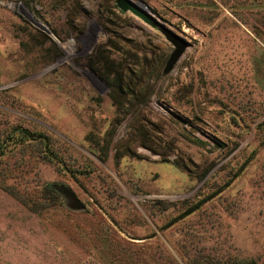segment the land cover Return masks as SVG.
I'll list each match as a JSON object with an SVG mask.
<instances>
[{
    "label": "rangeland",
    "instance_id": "obj_1",
    "mask_svg": "<svg viewBox=\"0 0 264 264\" xmlns=\"http://www.w3.org/2000/svg\"><path fill=\"white\" fill-rule=\"evenodd\" d=\"M131 1L171 67L122 0H0V132L53 151L1 159L0 264H263L264 0Z\"/></svg>",
    "mask_w": 264,
    "mask_h": 264
},
{
    "label": "trees",
    "instance_id": "obj_2",
    "mask_svg": "<svg viewBox=\"0 0 264 264\" xmlns=\"http://www.w3.org/2000/svg\"><path fill=\"white\" fill-rule=\"evenodd\" d=\"M32 144L33 148L36 150H40L41 145H43V150L46 149L50 153L45 152L44 155L47 157L53 158L52 156V146L50 145V139L49 137L44 134L43 132L39 130H33L21 126H13L9 130H3L0 132V163L2 157L7 152V148L10 145H19L22 147H26ZM51 154V155H49ZM56 155V154H53ZM5 190H8V192L12 193L16 198L20 199L24 204H27V202L21 198L18 194L14 192V190L11 189V187L4 182L0 184ZM46 191L50 193L48 194V197L51 199L56 198L57 194L54 193V189L50 187L49 185L45 186ZM47 197V196H45ZM42 202H33L28 205V208L32 211H38L40 208L38 205H40ZM200 202H196L195 204H191L187 206L180 214L173 217L168 223L171 224L173 221H175L177 218L184 217L191 212H193L196 208L199 207ZM49 204H42L41 207H47ZM255 263L254 260H242V259H236L235 264H253ZM121 264H173L172 260L166 255L162 250L156 249L155 254L152 255H139L136 256L135 259H132L131 257L125 258V260ZM200 264V263H199Z\"/></svg>",
    "mask_w": 264,
    "mask_h": 264
},
{
    "label": "water",
    "instance_id": "obj_3",
    "mask_svg": "<svg viewBox=\"0 0 264 264\" xmlns=\"http://www.w3.org/2000/svg\"><path fill=\"white\" fill-rule=\"evenodd\" d=\"M122 3L124 8L130 9L132 12L142 17L144 20H151L154 24H158L161 27L165 38L173 44V49L166 62V66L171 67L174 62L179 58L186 46L189 44V41L177 32H175L173 29L168 27L166 24L157 20L139 3L133 2L131 0H122ZM55 187L60 192H62L72 203H74L75 205H80V201L78 200L71 188L64 185H56Z\"/></svg>",
    "mask_w": 264,
    "mask_h": 264
},
{
    "label": "bare ground",
    "instance_id": "obj_4",
    "mask_svg": "<svg viewBox=\"0 0 264 264\" xmlns=\"http://www.w3.org/2000/svg\"><path fill=\"white\" fill-rule=\"evenodd\" d=\"M141 4V3H140Z\"/></svg>",
    "mask_w": 264,
    "mask_h": 264
}]
</instances>
